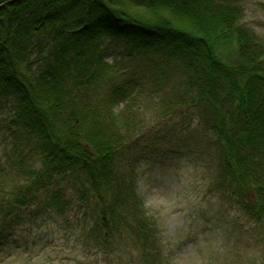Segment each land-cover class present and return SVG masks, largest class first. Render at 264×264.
I'll list each match as a JSON object with an SVG mask.
<instances>
[{"label":"trees","instance_id":"obj_1","mask_svg":"<svg viewBox=\"0 0 264 264\" xmlns=\"http://www.w3.org/2000/svg\"><path fill=\"white\" fill-rule=\"evenodd\" d=\"M241 2L0 0V104H11L9 129L33 144L40 159L26 167L23 197L42 193L46 207L59 208L64 181L83 162L87 183L76 187L79 195H95L108 214L134 198L130 177L115 170L114 133L84 123L81 103L84 91L127 93L131 80L125 70L104 60L103 42L111 36L122 42V58L146 68L152 80L161 83L173 69L179 71L188 95L177 98L176 106L193 109L215 135L221 156L216 186L231 189L249 214L260 217L264 42L240 22ZM12 194H0V216L23 205ZM133 201L129 207L138 208ZM134 222L143 238L138 240L146 243L141 227L146 221Z\"/></svg>","mask_w":264,"mask_h":264},{"label":"rangeland","instance_id":"obj_2","mask_svg":"<svg viewBox=\"0 0 264 264\" xmlns=\"http://www.w3.org/2000/svg\"><path fill=\"white\" fill-rule=\"evenodd\" d=\"M241 6L240 22L264 42V0H242ZM109 38L104 58L136 84L118 97L84 91V123L114 133L115 170L130 177L134 198L115 204L111 215L95 195H79L76 187L87 183L83 162L64 181L59 208L46 207L42 193L23 197L26 167L40 159L24 136H13L11 104L2 103L0 194L14 192L25 201L0 216V264H264V211L249 214L231 189L216 186L221 156L215 135L193 109L176 106L177 98L188 95L179 71L161 83L152 80L146 68L122 58L121 41ZM133 200L140 202L136 209L129 207ZM139 217L146 221V243L138 240Z\"/></svg>","mask_w":264,"mask_h":264},{"label":"bare ground","instance_id":"obj_3","mask_svg":"<svg viewBox=\"0 0 264 264\" xmlns=\"http://www.w3.org/2000/svg\"><path fill=\"white\" fill-rule=\"evenodd\" d=\"M104 60L106 61V59L104 58ZM107 62V61H106ZM107 63H109V64H113V63H111V62H107ZM111 215H113V214H111Z\"/></svg>","mask_w":264,"mask_h":264}]
</instances>
